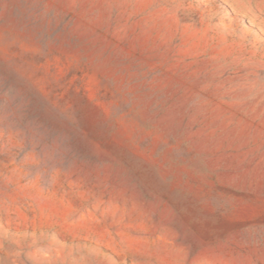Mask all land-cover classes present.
Here are the masks:
<instances>
[{
	"label": "rangeland",
	"instance_id": "rangeland-1",
	"mask_svg": "<svg viewBox=\"0 0 264 264\" xmlns=\"http://www.w3.org/2000/svg\"><path fill=\"white\" fill-rule=\"evenodd\" d=\"M0 264H264V0H0Z\"/></svg>",
	"mask_w": 264,
	"mask_h": 264
}]
</instances>
